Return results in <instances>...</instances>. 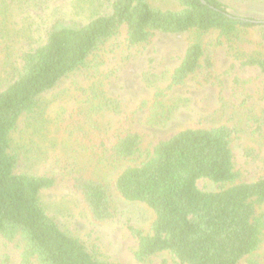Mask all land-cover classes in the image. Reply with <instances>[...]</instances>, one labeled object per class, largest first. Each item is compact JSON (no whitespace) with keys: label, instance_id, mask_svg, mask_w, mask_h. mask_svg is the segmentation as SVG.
Wrapping results in <instances>:
<instances>
[{"label":"trees","instance_id":"16d2710c","mask_svg":"<svg viewBox=\"0 0 264 264\" xmlns=\"http://www.w3.org/2000/svg\"><path fill=\"white\" fill-rule=\"evenodd\" d=\"M23 1L0 0V39L8 41L6 57L12 66L9 78H0V237L20 250L21 264H110L65 232L40 200L41 193L62 184L93 222L104 223L115 216L110 186L87 175L77 161L55 174L16 172L22 156L13 135L20 125L41 128L45 107L40 98L85 69L122 27L132 48L149 44L156 33L190 34L169 90L190 78L206 81L211 76L212 43L205 36L215 37L216 45L226 44L242 66L264 74L261 53L244 54L233 47L242 34L255 29L257 46L264 49V19L234 14L220 0H109L105 11L95 10L87 22L53 25L35 40L24 29L7 31L15 27L9 17ZM90 92L89 108L74 110L82 112L75 131L87 157L110 167L140 159L141 135L132 127L133 115L122 112L102 90ZM163 94L157 90L154 112L163 103ZM106 114L119 117L111 132L102 123ZM254 122V133L260 134L264 123ZM230 137L225 126L186 128L115 177L116 193L125 201L144 204L154 215L148 233L128 228L137 241L138 262L166 253L177 264H264V256L258 254L264 233V176L237 183ZM199 180L229 187L205 192L197 187Z\"/></svg>","mask_w":264,"mask_h":264},{"label":"rangeland","instance_id":"374dc122","mask_svg":"<svg viewBox=\"0 0 264 264\" xmlns=\"http://www.w3.org/2000/svg\"><path fill=\"white\" fill-rule=\"evenodd\" d=\"M220 1L234 14L264 19V0ZM107 2L109 0H26L9 17L15 27L11 25L7 31L24 29L36 40L53 25L75 26L87 22L95 10L103 13ZM257 36L255 29H251L242 34L233 47L244 54L259 52L264 56V49L257 46ZM204 39L212 43L211 76L206 81L196 76L168 90L170 76L183 58L190 34L156 33L149 44L132 48L125 42L122 27L119 34L90 59L85 69L69 75L40 98L45 107V122L41 128L34 130L33 126L20 125L13 135V145L22 156L16 172L55 174L77 161L87 175L110 186L115 216L104 223L93 222L77 197L62 184L40 195L42 205L65 232L89 249H95L110 264H177L166 253L143 263L135 259L137 241L128 228L131 226L146 234L154 215L144 204L125 201L112 188L121 171L143 161L159 142L186 128L225 126L231 131L230 149L234 170L239 174L237 183L252 182L264 176V127L260 134L254 133V121L264 123V74L256 67L242 66L226 44H215V37L205 36ZM5 48H9L8 41L0 39L2 80L12 73ZM94 88L118 102L122 112L133 115L132 127L141 135L142 157L137 161L110 167L96 165L85 154L75 131L82 112L74 110L80 106L89 108L88 97ZM157 90L164 92L163 103L154 112ZM168 107H174L173 112H162V108ZM118 118L106 114L102 123L111 132L117 127ZM197 187L205 192H218L229 185L199 180ZM261 210L257 208L256 212ZM258 254L264 256V233ZM0 264H21L20 250L1 237ZM30 264L37 263L31 261Z\"/></svg>","mask_w":264,"mask_h":264}]
</instances>
